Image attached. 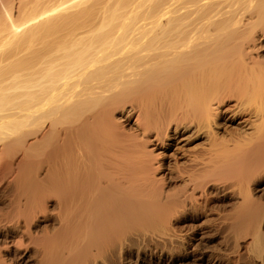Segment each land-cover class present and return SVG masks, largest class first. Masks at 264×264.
<instances>
[{
  "label": "bare ground",
  "instance_id": "1",
  "mask_svg": "<svg viewBox=\"0 0 264 264\" xmlns=\"http://www.w3.org/2000/svg\"><path fill=\"white\" fill-rule=\"evenodd\" d=\"M2 187L0 264H264V0H0Z\"/></svg>",
  "mask_w": 264,
  "mask_h": 264
},
{
  "label": "rangeland",
  "instance_id": "2",
  "mask_svg": "<svg viewBox=\"0 0 264 264\" xmlns=\"http://www.w3.org/2000/svg\"><path fill=\"white\" fill-rule=\"evenodd\" d=\"M236 124L233 125H225L224 123H220V130H219V137L220 139H225L228 140V145L230 149L234 148V142L231 141L232 140V135L235 136H239V133L242 132L243 135H248V134H252L253 133V128L251 126L248 127V130H246L245 133H243V131L237 130L235 128ZM230 141V142H229ZM209 141L207 140V138H203L202 140L193 143V144H189L187 145V147H185L186 153H184L187 156H192V155H196L199 153H203L206 152L209 148ZM222 149H226V147H224V145H221ZM162 157H164L163 162L166 164L164 167V171H162V173L159 175V180L164 179L162 183H169L171 180H173L174 177H176V174L178 173V167L176 166V156H174V151L170 150L167 151L165 153H162ZM180 166H184V162L180 161ZM189 164V163H188ZM165 174V175H164ZM163 175V176H162ZM222 182H224V184L226 183L228 184H232V182L230 180L227 179H222ZM173 187L175 188V190H173V192L179 190H183V185L180 184L179 182H172ZM6 189L4 187H2L0 189V193L1 194H5ZM219 202H217L216 199H212L209 202L205 203L204 205H202L199 209L188 212L186 215L183 216H179L178 217V222H176V229L178 231H192V234L200 237V234H205V239L208 241L207 245L209 248L211 249H215L216 247H218V245L215 243V239L211 240L213 238H217L214 237V235H212L213 233L210 232V228L209 226L211 225V220H213L212 218L217 215L218 210H219ZM215 234V233H214ZM205 241V240H204ZM134 263L133 264H140L139 261H136L134 259ZM243 264V263H241Z\"/></svg>",
  "mask_w": 264,
  "mask_h": 264
}]
</instances>
